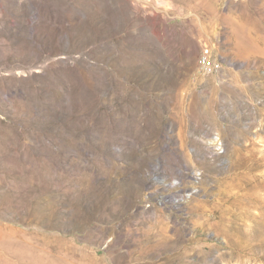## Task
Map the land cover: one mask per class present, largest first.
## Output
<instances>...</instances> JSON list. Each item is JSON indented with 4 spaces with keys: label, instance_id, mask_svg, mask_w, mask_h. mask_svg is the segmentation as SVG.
Masks as SVG:
<instances>
[{
    "label": "rangeland",
    "instance_id": "1",
    "mask_svg": "<svg viewBox=\"0 0 264 264\" xmlns=\"http://www.w3.org/2000/svg\"><path fill=\"white\" fill-rule=\"evenodd\" d=\"M0 264H264V0H0Z\"/></svg>",
    "mask_w": 264,
    "mask_h": 264
},
{
    "label": "built area",
    "instance_id": "2",
    "mask_svg": "<svg viewBox=\"0 0 264 264\" xmlns=\"http://www.w3.org/2000/svg\"><path fill=\"white\" fill-rule=\"evenodd\" d=\"M197 63L200 71L206 74L213 72L217 67L216 61L211 57V51L208 47L201 52Z\"/></svg>",
    "mask_w": 264,
    "mask_h": 264
}]
</instances>
